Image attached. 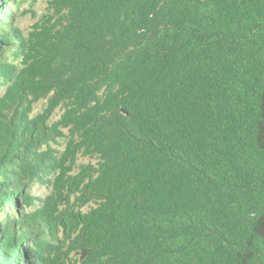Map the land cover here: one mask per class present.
I'll use <instances>...</instances> for the list:
<instances>
[{
    "label": "trees",
    "instance_id": "1",
    "mask_svg": "<svg viewBox=\"0 0 264 264\" xmlns=\"http://www.w3.org/2000/svg\"><path fill=\"white\" fill-rule=\"evenodd\" d=\"M63 7L62 123L96 160L86 167L97 201L81 231L88 258L264 264V0ZM11 30L0 27V42L13 43ZM82 50L93 57L83 62ZM19 114L0 130V212L9 201L16 210L0 223V264H22L47 231L41 218L28 225L18 202L41 140Z\"/></svg>",
    "mask_w": 264,
    "mask_h": 264
},
{
    "label": "rangeland",
    "instance_id": "2",
    "mask_svg": "<svg viewBox=\"0 0 264 264\" xmlns=\"http://www.w3.org/2000/svg\"><path fill=\"white\" fill-rule=\"evenodd\" d=\"M0 2V27L5 32L12 27L11 32H16L12 44L0 42V61L1 57L6 61L0 65V130L17 110L19 115L27 111V127L35 122L41 130V140L31 147L35 157L29 158V162L37 160L40 164L31 162L38 167L32 174H25L27 186L19 194L18 202L30 221L27 224L37 227L35 222L41 218L47 231H38L43 233L38 248L36 245L35 251L26 253L21 262L99 264L95 258H88L81 233L86 217L97 207L86 181L90 173L86 167L96 160L81 153L78 143L71 142L70 127L62 123L66 110L59 77L63 69V66L59 69V32L66 24L67 10L63 0ZM79 57L86 62L93 53L82 50ZM3 75L7 76V82H1ZM9 202L5 211L0 212L1 224L8 217H16V210ZM31 241L25 239L21 246L29 248Z\"/></svg>",
    "mask_w": 264,
    "mask_h": 264
},
{
    "label": "water",
    "instance_id": "3",
    "mask_svg": "<svg viewBox=\"0 0 264 264\" xmlns=\"http://www.w3.org/2000/svg\"><path fill=\"white\" fill-rule=\"evenodd\" d=\"M125 113V112H124Z\"/></svg>",
    "mask_w": 264,
    "mask_h": 264
}]
</instances>
